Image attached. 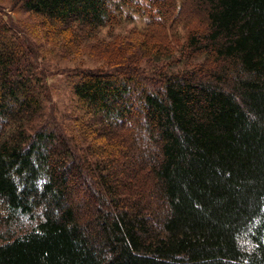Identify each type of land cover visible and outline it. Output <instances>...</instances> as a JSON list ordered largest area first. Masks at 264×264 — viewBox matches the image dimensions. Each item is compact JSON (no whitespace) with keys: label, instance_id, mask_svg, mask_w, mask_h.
Instances as JSON below:
<instances>
[{"label":"trees","instance_id":"trees-1","mask_svg":"<svg viewBox=\"0 0 264 264\" xmlns=\"http://www.w3.org/2000/svg\"><path fill=\"white\" fill-rule=\"evenodd\" d=\"M13 1L33 19L0 14V264H264V0ZM50 52L88 57L60 116Z\"/></svg>","mask_w":264,"mask_h":264},{"label":"rangeland","instance_id":"rangeland-1","mask_svg":"<svg viewBox=\"0 0 264 264\" xmlns=\"http://www.w3.org/2000/svg\"><path fill=\"white\" fill-rule=\"evenodd\" d=\"M116 1V0H113ZM140 2L144 3L146 0H139ZM147 3V1H146ZM0 14L5 15V20L8 21L11 20L15 24H17L19 27H24L27 25L28 30L30 32L32 31L31 27V17L29 14L18 11L17 7H14V1L13 0H0ZM145 17H142L140 14H133V18L129 21H123L121 24H119V27H116L112 30H103L102 34L105 33L116 35V34H124L130 29H139L143 26L145 22ZM23 22H27V24H23ZM195 26V25H194ZM180 32V31H179ZM39 32L36 30L35 34H38ZM40 34V33H39ZM159 39V38H158ZM160 41V40H158ZM41 48H47V45L42 41V43H36ZM84 56V61L88 60V57H86L85 52H82L80 55H68L67 58H61L57 53L50 52L48 53L46 58L43 60H38V63L42 69L46 71L48 74L47 83L49 86L50 91V102L49 106L52 110H54L55 115L60 116L61 114L68 113L72 107L75 106L74 99L72 97V94L70 92L71 90V80L74 78V71L73 67L77 64V61L80 60V58ZM96 64L95 61H91L89 63V67H94ZM114 159L118 161L121 165L125 162V157L120 154H114ZM145 176L142 172L139 173V179H143ZM145 180V179H144ZM147 183L144 185L140 182L135 184L134 191L138 192L140 189L144 188ZM85 195V194H84ZM4 228L0 224V236L4 235L3 233Z\"/></svg>","mask_w":264,"mask_h":264}]
</instances>
